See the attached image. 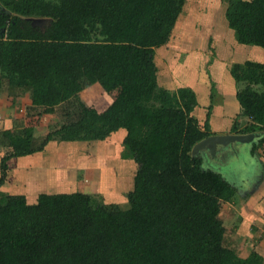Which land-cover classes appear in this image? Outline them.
<instances>
[{
    "label": "trees",
    "instance_id": "obj_1",
    "mask_svg": "<svg viewBox=\"0 0 264 264\" xmlns=\"http://www.w3.org/2000/svg\"><path fill=\"white\" fill-rule=\"evenodd\" d=\"M0 2V74L11 88L31 89L33 103L48 113L95 83L120 92L101 114L78 103L79 118L37 147L29 128L4 132L11 153L1 160L0 187L8 159L55 138L104 140L122 128L121 156L137 165L127 209L82 193L40 194L27 204L0 192V264H260L257 254L241 259L222 245L220 205L235 190L191 154L210 134L190 116L195 94L155 91L154 50L168 42L185 0ZM227 3L237 42L264 49V0ZM33 18L47 20L40 26ZM229 72L242 84L241 115L252 122L239 133L264 134V64L236 63ZM146 107L154 114L139 118Z\"/></svg>",
    "mask_w": 264,
    "mask_h": 264
},
{
    "label": "crops",
    "instance_id": "obj_2",
    "mask_svg": "<svg viewBox=\"0 0 264 264\" xmlns=\"http://www.w3.org/2000/svg\"><path fill=\"white\" fill-rule=\"evenodd\" d=\"M227 7V0H185L168 42L156 48L153 57L161 89L169 93L184 89L195 94L196 105L190 116L209 136L246 135L239 133L249 124L244 126L246 119L241 118L236 99L242 84L235 82L229 70L245 61L264 64L262 48L237 42L225 18ZM0 11H6L1 2ZM43 20L46 23L45 18H33L32 22ZM110 93L95 83L79 94L85 95L84 103L96 114L111 103ZM64 104L45 112L42 105L33 103L31 89L11 88L0 74V166L2 158L11 153L4 132L22 134L29 128L32 146L37 147L49 132L64 124L58 114V107ZM248 134L257 136L248 142L191 154L200 159L204 170L218 173L235 190L230 201L221 203L222 245L241 259L256 253L264 264V157L260 144L255 143L261 134ZM125 136L126 130L120 128L104 140L55 138L40 151L12 157L6 162V179L0 192L22 195L27 204H35L40 194L70 193L97 195L106 204H127L125 198L133 189L137 165L121 156Z\"/></svg>",
    "mask_w": 264,
    "mask_h": 264
},
{
    "label": "rangeland",
    "instance_id": "obj_3",
    "mask_svg": "<svg viewBox=\"0 0 264 264\" xmlns=\"http://www.w3.org/2000/svg\"><path fill=\"white\" fill-rule=\"evenodd\" d=\"M189 4H190V2L188 3V6H189ZM193 5H191V7H192ZM264 50V49H263ZM251 59H255V58H251ZM256 60V59H255ZM257 61H259V60H257ZM85 89V88H84ZM83 89V90H84ZM161 89V86L159 85V82L157 81V79H156V89H155V91L156 92H159V90ZM82 90V91H83ZM257 90H259V89H257ZM99 91V90H98ZM81 93V92H80ZM120 92H119V90L118 89H116V90H114V91H112L110 94H112V95H110L109 94V96H111V103L105 108V110L112 104V102L114 101V99H115V97L119 94ZM113 94H114V96H113ZM84 96L85 95H83L82 94V96L80 95V94H78L77 96H76V98H74V99H71V101H69V102H66V104H64V105H61L60 107H58V112H60V113H58L59 114V117H61L60 118V121L62 122V123H68V122H74L75 120H77L78 118H79V115H80V113H79V110H80V108H79V104L78 103H82V104H84V105H86L85 103H84V101L83 100H85V98H84ZM113 96V97H112ZM63 106V107H62ZM87 106V105H86ZM88 107V106H87ZM147 108L149 109V110H147ZM91 109V108H90ZM92 110V109H91ZM104 110V111H105ZM96 111V110H95ZM103 111V112H104ZM145 111H147L148 112V115H153L154 114V111H155V108L154 109H152L151 107H146V109H143L141 112H140V114H139V118H141L143 115H144V113H145ZM94 112V111H93ZM97 112V111H96ZM103 112H101V113H103ZM95 113V112H94ZM101 113H96V114H101ZM242 117H245V123H244V126L248 123V124H250V119H249V117H247V116H243V115H241V118ZM55 127V126H54ZM54 130V129H53ZM261 134V138H262V136L264 135L263 133H260ZM255 136H256V134H254ZM256 138V137H255ZM260 139H258L255 143L257 144L258 143V141H259ZM261 148V149H260ZM259 150H260V152H261V156H263L264 157V150H263V148H262V146L261 147H259ZM92 197H94L95 198V200L97 201V202H99V203H102L103 205H106V206H108V205H114V206H118L120 209H127L128 208V206H129V204H128V201H127V204H118V203H108V204H106L105 203V199H102L100 196H92ZM126 199L127 198H125V201H126ZM222 203V202H221ZM220 208H221V205H220ZM219 212H220V210H219ZM221 220V219H220ZM252 253H250V255H251ZM256 254V253H255Z\"/></svg>",
    "mask_w": 264,
    "mask_h": 264
},
{
    "label": "water",
    "instance_id": "obj_4",
    "mask_svg": "<svg viewBox=\"0 0 264 264\" xmlns=\"http://www.w3.org/2000/svg\"><path fill=\"white\" fill-rule=\"evenodd\" d=\"M44 20L40 23L32 22L33 25L43 24ZM45 23V22H44ZM257 136V135H256ZM254 134L246 135H225V136H209L198 143H196L192 149V153L195 154L198 151H201L205 148L215 149L217 146H224L227 144H233L234 142H248L253 140L256 137Z\"/></svg>",
    "mask_w": 264,
    "mask_h": 264
},
{
    "label": "built area",
    "instance_id": "obj_5",
    "mask_svg": "<svg viewBox=\"0 0 264 264\" xmlns=\"http://www.w3.org/2000/svg\"><path fill=\"white\" fill-rule=\"evenodd\" d=\"M262 148H263V150H264V145H263V147H262Z\"/></svg>",
    "mask_w": 264,
    "mask_h": 264
}]
</instances>
